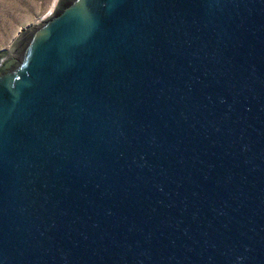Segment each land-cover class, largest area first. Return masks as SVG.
<instances>
[{"label": "water", "instance_id": "95a60500", "mask_svg": "<svg viewBox=\"0 0 264 264\" xmlns=\"http://www.w3.org/2000/svg\"><path fill=\"white\" fill-rule=\"evenodd\" d=\"M0 264H264V0H56L20 31Z\"/></svg>", "mask_w": 264, "mask_h": 264}, {"label": "rangeland", "instance_id": "374dc122", "mask_svg": "<svg viewBox=\"0 0 264 264\" xmlns=\"http://www.w3.org/2000/svg\"><path fill=\"white\" fill-rule=\"evenodd\" d=\"M56 0H0V52L9 51L20 31L50 16Z\"/></svg>", "mask_w": 264, "mask_h": 264}]
</instances>
